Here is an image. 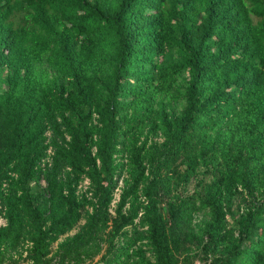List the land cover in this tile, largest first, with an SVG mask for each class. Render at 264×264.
<instances>
[{"label":"trees","instance_id":"1","mask_svg":"<svg viewBox=\"0 0 264 264\" xmlns=\"http://www.w3.org/2000/svg\"><path fill=\"white\" fill-rule=\"evenodd\" d=\"M0 97V264H264V0H0Z\"/></svg>","mask_w":264,"mask_h":264},{"label":"rangeland","instance_id":"2","mask_svg":"<svg viewBox=\"0 0 264 264\" xmlns=\"http://www.w3.org/2000/svg\"><path fill=\"white\" fill-rule=\"evenodd\" d=\"M2 99V97H0V100ZM87 181L84 182V184H86ZM188 187V191H192L193 190V184H190L187 186ZM181 189H183V187H181ZM119 192H117V198L119 196ZM198 216L201 218L204 216L203 212H198ZM84 221V219H81L80 222L74 226V228L69 231L68 234H73L74 232H76L79 229L80 224ZM5 219L4 217L0 218V223H4ZM54 246H56V243L54 244ZM198 249V248H197ZM20 250V249H19ZM19 250L14 251L12 254V256H8V258L6 259L4 264H30L28 258H26V252L23 251L22 256H20ZM195 263L196 264H201V260L200 258H196L195 259Z\"/></svg>","mask_w":264,"mask_h":264}]
</instances>
